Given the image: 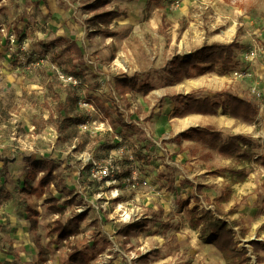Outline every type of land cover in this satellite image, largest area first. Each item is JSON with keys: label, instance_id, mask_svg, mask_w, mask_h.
Returning <instances> with one entry per match:
<instances>
[{"label": "rangeland", "instance_id": "rangeland-1", "mask_svg": "<svg viewBox=\"0 0 264 264\" xmlns=\"http://www.w3.org/2000/svg\"><path fill=\"white\" fill-rule=\"evenodd\" d=\"M91 1H0V25L25 48L0 50V252L9 255L0 256V264H69L70 248L86 246L97 251L90 264H225L211 237L201 235L203 228L189 226L193 196L200 216L236 222V242L257 264L250 242L264 244V0H159L162 8L154 0H112L98 10L119 13L107 26L88 23L94 13L85 5ZM233 40L239 49L229 73L165 85L173 56ZM123 77L154 89L117 95L114 80ZM220 90L250 100L258 110L255 121L230 120L221 109L188 121L171 117V96L194 92L204 98ZM206 126L223 140L248 137L243 149L251 159L239 163L178 139L189 128ZM40 158L56 162L81 205L59 198L63 210L53 214L43 204L46 195L22 193L26 159ZM108 165L118 174L130 170L132 177L107 178ZM222 168H243L247 178L231 186L229 201L218 203L230 177L211 172ZM165 175L173 177L175 191L168 190ZM196 185L205 188L198 194ZM80 212L86 213L80 233L54 243L48 226ZM133 222L146 226L119 234ZM258 255L264 264V250Z\"/></svg>", "mask_w": 264, "mask_h": 264}, {"label": "trees", "instance_id": "trees-1", "mask_svg": "<svg viewBox=\"0 0 264 264\" xmlns=\"http://www.w3.org/2000/svg\"><path fill=\"white\" fill-rule=\"evenodd\" d=\"M2 1V0H0ZM112 0H92L85 5V9L94 13L88 20L92 26L104 25L107 26L112 20L119 17V13L115 10L100 11L106 4ZM157 8H162L159 0H154ZM97 32L101 33V30ZM108 31L106 29V35ZM19 44L21 40L18 37ZM7 50V42L0 39V50ZM239 49V44L236 40L230 43H212L210 45H203L198 47L189 54L175 55L171 58L164 71V81L166 86H172L180 83L184 79L200 77L210 73H229L235 66L236 52ZM77 54H79L76 48ZM76 75L74 72H69ZM114 91L117 95H125L133 92L136 94L147 95L153 91V86L149 83H137L127 77L114 80ZM194 92L187 94H175L170 97L173 102V109L171 113L172 118H184L188 115H215L219 109L223 114L230 118L237 119L246 124H252L258 114L256 106L248 99L241 98L228 90L216 91L212 96L204 98L195 97ZM178 139L197 142L201 146L215 151L225 158H231L237 162L247 161L251 159V154L248 150H244L250 143L248 137L242 135H232L227 140L222 139L221 132L215 130L211 126L193 127L189 128L178 135ZM140 159H143L140 158ZM28 165V172L26 174V182H24L22 193L35 195L36 197H47L43 201L46 208L53 214H61L63 208L58 206L59 198H63V202H67L71 206L81 205V201L77 200V196H73L72 190L68 189L65 179L57 172V164L51 158H40L36 160L26 159ZM92 164H90V168ZM89 168V166H88ZM226 173L229 174V184L225 185L222 193L216 201L218 203L227 202L232 193L231 186L238 183H244L247 178L246 171L242 169L234 170L232 168H222L214 170L211 175L216 177L226 178ZM132 175L130 170L123 173H116V178L129 179ZM5 177V164L0 168V178ZM167 187L169 191H175L174 179L172 176L165 175ZM35 183L30 186L29 182ZM184 184L190 186L188 180H184ZM264 188V182H263ZM205 188L204 185H196L195 190L199 194ZM53 191L56 195H53ZM196 200L195 206L189 210L191 216L189 226L192 230L201 231V235L211 237V243L220 253L225 264H251V259L248 256L246 248H239L236 242V235L232 227L236 226V222L228 224L225 220H218L206 214H200L197 196H193ZM233 210L228 211V215L232 214ZM37 216L36 212H32ZM218 216L220 214L217 213ZM86 217L85 212L73 214L65 220L57 218L49 226L47 235L53 238L54 243L68 241L70 237H75L80 233V225ZM35 223V218H29V222ZM146 226V222H133L124 226L119 234L127 237L131 232H140ZM29 230L34 231V225H29ZM247 234L245 229H241L240 236L244 238ZM106 245H110L106 241ZM254 255H256V263H261V258L258 255L260 250H264V244L257 241L250 242ZM38 253L40 254V246L37 244ZM97 251L93 247H84L83 249L72 247L67 255L69 264H90L95 258Z\"/></svg>", "mask_w": 264, "mask_h": 264}, {"label": "built area", "instance_id": "built-area-1", "mask_svg": "<svg viewBox=\"0 0 264 264\" xmlns=\"http://www.w3.org/2000/svg\"><path fill=\"white\" fill-rule=\"evenodd\" d=\"M0 39L1 41H6L7 42V50L8 53H10L11 51H16L19 52V50L24 51L25 48L23 47V44L21 46V44H19L18 41V37L16 36L15 32L13 30H8L7 28H5L4 26L0 25ZM62 77V76H61ZM63 79V77H62ZM65 80L67 82H72L75 84V79H73L71 76H68L67 78H65ZM96 167V163L92 162V167H91V171L93 170V168ZM104 172H105V177H113L116 175L117 170L116 167L113 168L111 165H108L104 168Z\"/></svg>", "mask_w": 264, "mask_h": 264}, {"label": "bare ground", "instance_id": "bare-ground-1", "mask_svg": "<svg viewBox=\"0 0 264 264\" xmlns=\"http://www.w3.org/2000/svg\"><path fill=\"white\" fill-rule=\"evenodd\" d=\"M193 116H196V115H194V114H192V115H188L187 117H185V118H183V119H181V121H188L189 120V117H193ZM230 120H233V119H230Z\"/></svg>", "mask_w": 264, "mask_h": 264}, {"label": "crops", "instance_id": "crops-1", "mask_svg": "<svg viewBox=\"0 0 264 264\" xmlns=\"http://www.w3.org/2000/svg\"><path fill=\"white\" fill-rule=\"evenodd\" d=\"M257 115H258V114H257ZM232 119H233V118H232ZM234 120H237V119H234ZM0 256H1V257H3V256H4V257H7V256H9V255H7V253H6V254H3V253L0 252ZM4 260H5V259H4ZM6 260H7V258H6ZM0 262H1V259H0Z\"/></svg>", "mask_w": 264, "mask_h": 264}]
</instances>
